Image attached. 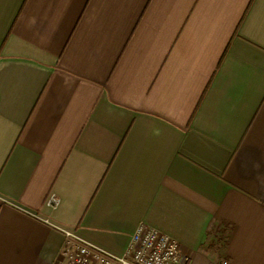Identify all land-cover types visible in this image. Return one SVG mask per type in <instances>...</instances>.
<instances>
[{
    "label": "crops",
    "instance_id": "1",
    "mask_svg": "<svg viewBox=\"0 0 264 264\" xmlns=\"http://www.w3.org/2000/svg\"><path fill=\"white\" fill-rule=\"evenodd\" d=\"M141 225L264 264V0H0V264Z\"/></svg>",
    "mask_w": 264,
    "mask_h": 264
},
{
    "label": "built area",
    "instance_id": "2",
    "mask_svg": "<svg viewBox=\"0 0 264 264\" xmlns=\"http://www.w3.org/2000/svg\"><path fill=\"white\" fill-rule=\"evenodd\" d=\"M53 264H191L178 243L167 235L139 226L120 257H114L80 241L69 232ZM217 264H229L221 259Z\"/></svg>",
    "mask_w": 264,
    "mask_h": 264
}]
</instances>
